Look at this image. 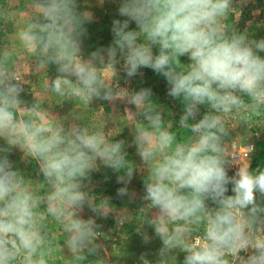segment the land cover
<instances>
[{"label": "clouds", "instance_id": "9594fccd", "mask_svg": "<svg viewBox=\"0 0 264 264\" xmlns=\"http://www.w3.org/2000/svg\"><path fill=\"white\" fill-rule=\"evenodd\" d=\"M247 2L120 0L125 19H113L111 44L87 58L82 38L93 16L78 10L77 0H31L25 13L7 0L0 4V27L14 28L4 29L0 43V264H108L96 218L112 213L118 226L135 220L145 244L153 237L144 225L154 229L162 244L156 264H176L177 252L182 264H264V170H251L252 148L242 157L231 138L233 125L264 121V38L229 23L241 14L234 5ZM49 65L56 76L45 75L31 103L21 99L25 77L46 73ZM117 65L129 79L142 68L165 78L167 95L183 103L178 123L186 136L173 131L151 88L119 86ZM68 100L86 108L93 100L134 106L111 118L131 129L143 167L126 158L125 140H112L119 127L105 131L104 122L89 126L72 117L66 123L68 117L52 114L53 101ZM13 149L36 161L41 182L14 167ZM101 164L122 173L116 195L130 200L134 173H146L135 215L87 190L85 181ZM232 164L238 168L230 176ZM85 208L94 216L83 218ZM139 259L151 264L146 254Z\"/></svg>", "mask_w": 264, "mask_h": 264}, {"label": "rangeland", "instance_id": "374dc122", "mask_svg": "<svg viewBox=\"0 0 264 264\" xmlns=\"http://www.w3.org/2000/svg\"><path fill=\"white\" fill-rule=\"evenodd\" d=\"M5 2L6 0H0V4ZM7 2L18 13L31 11L29 8L31 0H7ZM77 3L78 10L90 11L93 16L92 21L85 25L86 35L82 38V54L87 58L91 52L98 48H106L111 44L113 39L111 33L113 19L122 20L125 18L120 17L118 14L120 0H77ZM234 6L241 14L240 16L232 15L229 18V23L234 24L239 31L247 29L250 38H264V0H248L246 5L236 4ZM17 19L20 20V17H17ZM2 23L3 21H0V24ZM135 27V23L131 22L130 29H135ZM5 28L7 33L14 31L13 25L10 22L6 26L0 27V43L4 42ZM157 51L158 49L154 48V52ZM261 55L264 56V53H261ZM180 60L183 64L190 63L187 56L181 57ZM117 68L119 70L118 83L120 87L127 88L130 91L151 88L153 91V102L164 109V118L166 121H172L173 131H177L181 136L187 135L186 131H180L178 123L179 117L182 114L183 103L181 100L173 99L167 95L168 85L162 75L153 72L151 69L142 68L140 70L142 75L129 79L125 77L121 65H117ZM56 74V66L49 65L46 73L27 75L21 99L31 103L34 98L33 90L37 93L41 91L45 75L49 78H54ZM49 99L53 98L50 97ZM45 107L48 106L45 105ZM50 107L53 115L68 117L66 123L71 122L72 117H80L82 122L87 123L89 126L96 125L99 127L104 122L105 131H111L119 127L120 132L112 137V140H125L126 145L124 150L128 154L126 158L136 165L138 169L143 167L139 156L136 154L131 129L121 125L118 120L114 122L111 118L124 116L126 108L135 111L134 106L119 100L115 102L93 100L88 108H86L79 101L68 100L61 104H56L53 101ZM101 108L103 109V113H100ZM206 111L207 108L201 106L199 115L202 117ZM231 138L235 139L232 150L239 152L242 157L247 156L252 148L251 153L247 157L251 170L258 168L264 170V121L258 122L250 128L233 125ZM3 145L4 142L0 140V146ZM9 159L13 162L14 167L19 169L27 179L33 182H41L43 180L42 175L39 174V167L36 161L23 159L22 153L19 150L13 149L9 153ZM237 168L238 165L236 164L230 165L228 174L230 176L233 175L237 171ZM121 174L101 164L98 171L91 173L90 182L85 181L88 184L87 190L98 199L110 197L112 207L117 210L126 208L129 213L135 215L137 210L143 205L141 197L144 194L143 180L146 173L139 170L136 171L131 183L128 185L129 191L136 193L134 200L116 195L117 189L123 186L117 183V176ZM228 194H232L231 185H229ZM82 215L85 219L89 216H94L87 208H85ZM115 216L116 213H112L107 218H96V222L101 225L99 231L103 233L97 242L102 243L106 250L105 253H101V256L107 259L108 264H130L134 260H140L141 254H146V258L149 261L156 263L158 259L157 253L162 244L159 238L155 236L154 229L148 225H144V230L153 237L151 242L145 244L141 236L136 232L137 223L135 220L126 222L123 226H118ZM60 239L62 240L63 237L61 236ZM183 255L180 252L176 253V264H182ZM93 259L95 258L89 257V260ZM57 264H62V262L58 261Z\"/></svg>", "mask_w": 264, "mask_h": 264}, {"label": "built area", "instance_id": "2783aa9c", "mask_svg": "<svg viewBox=\"0 0 264 264\" xmlns=\"http://www.w3.org/2000/svg\"><path fill=\"white\" fill-rule=\"evenodd\" d=\"M130 264H142V262L140 260H134ZM151 264H156V263L155 262H151Z\"/></svg>", "mask_w": 264, "mask_h": 264}]
</instances>
